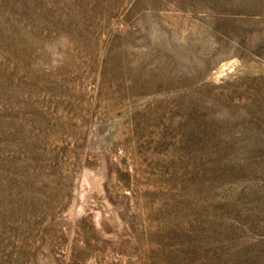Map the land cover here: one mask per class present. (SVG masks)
<instances>
[{
	"label": "rangeland",
	"instance_id": "1",
	"mask_svg": "<svg viewBox=\"0 0 264 264\" xmlns=\"http://www.w3.org/2000/svg\"><path fill=\"white\" fill-rule=\"evenodd\" d=\"M0 264H264V0H0Z\"/></svg>",
	"mask_w": 264,
	"mask_h": 264
}]
</instances>
